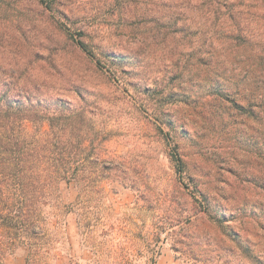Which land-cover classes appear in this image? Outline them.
<instances>
[{"label":"rangeland","instance_id":"rangeland-1","mask_svg":"<svg viewBox=\"0 0 264 264\" xmlns=\"http://www.w3.org/2000/svg\"><path fill=\"white\" fill-rule=\"evenodd\" d=\"M51 2L0 0V98L91 156L49 264H264V0Z\"/></svg>","mask_w":264,"mask_h":264},{"label":"trees","instance_id":"trees-1","mask_svg":"<svg viewBox=\"0 0 264 264\" xmlns=\"http://www.w3.org/2000/svg\"><path fill=\"white\" fill-rule=\"evenodd\" d=\"M40 1L46 7L52 3ZM71 35L94 57L89 45L75 38L78 32ZM4 98H0V264L23 249L28 252L27 264H49L56 249L51 218L76 211L75 204L65 203L63 187L85 177L91 157L85 154L87 139L75 136L78 116L74 110L50 116L37 111L43 101L25 105L3 102ZM45 125L49 129L44 131ZM171 156L183 174L186 166L177 146Z\"/></svg>","mask_w":264,"mask_h":264}]
</instances>
